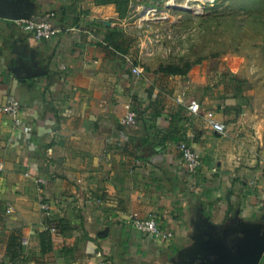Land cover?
<instances>
[{
    "label": "crops",
    "instance_id": "0c3cea01",
    "mask_svg": "<svg viewBox=\"0 0 264 264\" xmlns=\"http://www.w3.org/2000/svg\"><path fill=\"white\" fill-rule=\"evenodd\" d=\"M135 9L121 18L96 0H0V105L17 99L31 128L24 134L0 114V264H199L191 258L200 233L264 223V111L210 63L186 76L146 72L131 50L144 34ZM50 12L57 34L49 41L13 22ZM195 103L197 114L188 109ZM128 111L137 126L122 124ZM181 141L200 155L196 176ZM38 178L48 184L40 189ZM135 212L156 214L174 239L148 240L127 224ZM49 224L63 235L42 256L38 232Z\"/></svg>",
    "mask_w": 264,
    "mask_h": 264
},
{
    "label": "rangeland",
    "instance_id": "374dc122",
    "mask_svg": "<svg viewBox=\"0 0 264 264\" xmlns=\"http://www.w3.org/2000/svg\"><path fill=\"white\" fill-rule=\"evenodd\" d=\"M147 1L146 5L166 15L162 20L149 16L142 21L141 46L131 47L141 51L146 72L156 69L186 76L195 66L210 63L212 71L227 69L232 77L229 86L243 88L255 103L253 110L264 111V0H209L205 4L178 0L177 7L166 6L172 0ZM152 59L157 66L149 62ZM230 66L235 67L233 72Z\"/></svg>",
    "mask_w": 264,
    "mask_h": 264
},
{
    "label": "built area",
    "instance_id": "2783aa9c",
    "mask_svg": "<svg viewBox=\"0 0 264 264\" xmlns=\"http://www.w3.org/2000/svg\"><path fill=\"white\" fill-rule=\"evenodd\" d=\"M178 0H172L167 3L166 6L168 7H177L175 2ZM191 1H196L205 4L206 1L209 0H186L188 4ZM135 6H131L134 10ZM137 12H139V19L144 21L147 17L152 16L155 17L157 20L165 19L166 12L162 10H157L154 7H136ZM135 9V10H136ZM56 18V14L54 12L46 13L44 16L38 18L37 16H26L20 19H14V24L31 33L32 36L40 41H49L51 40L56 34L57 29L54 26V20ZM154 19V18H153ZM127 60L130 61L132 64V72L136 76H141L143 74V69L140 66H136L133 64L132 58L127 57ZM190 112L197 114L200 111V105L198 103L192 104L188 106ZM22 113V105L21 103L15 99L14 97H10L5 104L0 105V114H6L13 118L14 126L17 128H23L24 134H30L31 128L29 126H23V122L21 119ZM209 123L214 131L218 134H225L226 133V126L213 119V114L210 113L208 115ZM122 124L125 126H132L135 127L138 125V116L133 111H128L122 118ZM178 150L182 154V159L187 166L188 172L192 176H196L200 168L202 166V161L200 155L195 151V149L186 142H179L177 145ZM2 169L0 165V170ZM37 186L41 189L45 187L48 182L45 178H38L36 179ZM39 204H40V211L46 217L51 216L52 214V207L50 202L46 197L42 194L39 196ZM127 224L130 225L134 230L142 234L148 240H157V241H164L170 242L174 239L175 235L172 230L163 228L157 220L156 214H149L148 216H141L139 213L135 212L129 215L127 219ZM45 230H49L52 234L58 232V228L56 226H47Z\"/></svg>",
    "mask_w": 264,
    "mask_h": 264
},
{
    "label": "water",
    "instance_id": "95a60500",
    "mask_svg": "<svg viewBox=\"0 0 264 264\" xmlns=\"http://www.w3.org/2000/svg\"><path fill=\"white\" fill-rule=\"evenodd\" d=\"M17 15L14 19L23 18ZM200 233L191 258L199 264H260L264 256V223L248 227L227 228L223 235ZM233 238L227 239V235ZM227 237V238H226Z\"/></svg>",
    "mask_w": 264,
    "mask_h": 264
},
{
    "label": "trees",
    "instance_id": "16d2710c",
    "mask_svg": "<svg viewBox=\"0 0 264 264\" xmlns=\"http://www.w3.org/2000/svg\"><path fill=\"white\" fill-rule=\"evenodd\" d=\"M97 5H108V4H114L117 8V11L121 18H125L130 10V5L132 6L131 0H96ZM117 35V34H116ZM172 71V70H171ZM169 74L176 75L174 71L170 72ZM248 99L246 98L244 101L245 104L248 105ZM1 210V207H0ZM56 226L59 229V224H49V226ZM60 234L63 235V230H58L55 234H52L49 230H40L38 232V237L40 241V250L41 255L45 256L53 251V244L55 241V236H58ZM13 257H15V253H13Z\"/></svg>",
    "mask_w": 264,
    "mask_h": 264
}]
</instances>
